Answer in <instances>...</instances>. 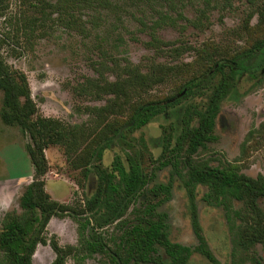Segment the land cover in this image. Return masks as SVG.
<instances>
[{
    "label": "rangeland",
    "instance_id": "1",
    "mask_svg": "<svg viewBox=\"0 0 264 264\" xmlns=\"http://www.w3.org/2000/svg\"><path fill=\"white\" fill-rule=\"evenodd\" d=\"M56 2L0 0V55L12 68L25 73L40 115L89 128L90 135L82 145L94 146L99 134L105 137L117 126L126 127L139 104L179 95L184 84L208 72L214 60L229 58L264 37V13L258 11L264 10V0H253L254 6L250 0H107L92 7L72 3V26H67L66 20L60 21ZM250 5L257 12L248 17ZM191 20H196L197 26ZM110 58H126L142 72L161 66L162 75L147 91L101 115L98 108L106 105L110 96L95 99L76 94L74 86L85 77L100 76L102 71L113 80L116 73L104 68ZM219 77V73L214 74L212 82ZM238 83L239 92L245 93L236 100L226 98L221 102L215 139L199 148L195 157L212 164H233L249 176L264 175V74L258 80L241 76ZM178 98L176 104L146 125L125 131L122 140L105 149L98 163L106 167L116 154L124 158L132 153L139 157L144 172L155 169L162 159L159 139L169 130H178L176 110L185 105L203 109L207 101L203 93ZM1 105L0 90V109ZM192 123L196 124V118ZM27 142L29 137L17 126L4 124L0 118V229L4 213L18 209V197L32 180ZM44 154L49 165L44 175L46 191L59 202L81 205L84 196L95 189L96 176L83 178L60 145H49ZM171 173L170 165L156 169L150 186L166 182ZM205 191L204 186L196 190L201 234L219 264H232L223 210L202 202ZM159 210L166 213L172 241L188 246L198 243L190 224L186 191L177 174L173 175L171 196ZM119 228L111 224L98 231L110 247H115L113 240L120 235ZM53 235L60 245L78 246L76 218L69 214L51 217L46 236ZM256 250L264 264V249L257 245ZM54 256L49 243L38 244L32 264H51ZM65 264H110V260L103 254L84 259L69 256ZM187 264L211 263L195 252Z\"/></svg>",
    "mask_w": 264,
    "mask_h": 264
},
{
    "label": "trees",
    "instance_id": "2",
    "mask_svg": "<svg viewBox=\"0 0 264 264\" xmlns=\"http://www.w3.org/2000/svg\"><path fill=\"white\" fill-rule=\"evenodd\" d=\"M105 2L107 0H57L55 4L60 21L66 20V25L72 26V3L92 7ZM251 2L254 6L253 0ZM251 8L248 17L257 12ZM258 11L264 13V10ZM200 13L204 14L202 9ZM191 23L197 26L196 20ZM262 65L264 37L229 58L222 56L214 60L208 72L187 81L179 96L203 93L207 95L205 106L199 109L196 105H185L176 110L175 116L180 122L177 132L169 130L159 139L156 144L162 149L159 156L162 159L158 160L155 169L144 172L139 157L132 153H126L124 158L116 154L106 167L98 161L105 149L122 140L125 131L146 125L167 107L176 104L179 96L139 104L122 131L124 125L117 126L110 135L102 137L99 134L94 146L82 145L90 135L89 128L40 115L25 73L12 68L0 55V118L4 124L17 126L29 137L25 147L33 169L32 180L18 197V209L6 211L2 217L0 264H32L36 246L46 243L55 254L51 264H65L69 256L84 259L93 254L107 255L110 264H187L195 252L211 264H219L201 234L196 203L198 186L206 188L202 202L223 210L230 233L232 264L247 261L263 264L256 246L264 249V175L249 176L233 164H212L195 157L199 148L215 139V121L221 102L226 98L236 100L245 93L239 92L238 78L252 79L251 75H256ZM104 68L116 73L113 80L102 71L100 76L85 77L74 86L76 94L95 99L110 96L108 103L98 108L101 115L113 112L114 106L128 103L133 96L147 91L162 75L161 66L142 72L126 58L123 61L110 58ZM216 73L220 77L213 83L211 78ZM195 118L196 124H193ZM56 144L64 148L67 158L72 160L83 178L89 174L96 176L95 189L84 196L81 205L59 202L45 189L44 175L49 165L44 150ZM169 165L172 167L169 179L150 186L155 170ZM175 174L182 178L186 191L190 224L198 240L195 246L172 241L166 213L159 210L171 196ZM66 214L77 220L78 246L60 245L54 235L46 236L50 218ZM111 224L120 227V235L113 240L115 247H110L98 231Z\"/></svg>",
    "mask_w": 264,
    "mask_h": 264
},
{
    "label": "flooded vegetation",
    "instance_id": "3",
    "mask_svg": "<svg viewBox=\"0 0 264 264\" xmlns=\"http://www.w3.org/2000/svg\"><path fill=\"white\" fill-rule=\"evenodd\" d=\"M263 67H264V65H262V66L260 67L258 73L256 74L257 77H256V75H254V74H252L251 77H252V78H255L256 80H258L259 77L262 76V75L264 74V73H260V70H261ZM183 92H184V90H183ZM181 94H182V93H181ZM181 94H179V95H181ZM179 95H177V96H179ZM171 100H172V99H171ZM165 111H166V109H165ZM165 111H163V112H165Z\"/></svg>",
    "mask_w": 264,
    "mask_h": 264
},
{
    "label": "water",
    "instance_id": "4",
    "mask_svg": "<svg viewBox=\"0 0 264 264\" xmlns=\"http://www.w3.org/2000/svg\"><path fill=\"white\" fill-rule=\"evenodd\" d=\"M260 73H264V67L260 70ZM125 128V126H123L120 131H122Z\"/></svg>",
    "mask_w": 264,
    "mask_h": 264
}]
</instances>
